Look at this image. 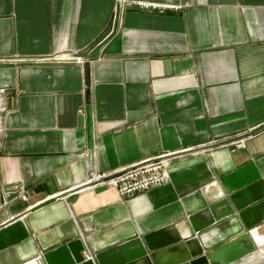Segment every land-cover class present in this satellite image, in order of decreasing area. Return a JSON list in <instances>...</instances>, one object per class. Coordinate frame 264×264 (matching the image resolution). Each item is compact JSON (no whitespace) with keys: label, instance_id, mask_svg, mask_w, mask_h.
Listing matches in <instances>:
<instances>
[{"label":"crops","instance_id":"crops-1","mask_svg":"<svg viewBox=\"0 0 264 264\" xmlns=\"http://www.w3.org/2000/svg\"><path fill=\"white\" fill-rule=\"evenodd\" d=\"M116 1L0 0V264L146 234L173 242L152 263L176 264L190 214L264 198V0ZM161 155L169 181L130 198L86 184ZM242 230L231 216L200 238Z\"/></svg>","mask_w":264,"mask_h":264},{"label":"water","instance_id":"water-1","mask_svg":"<svg viewBox=\"0 0 264 264\" xmlns=\"http://www.w3.org/2000/svg\"><path fill=\"white\" fill-rule=\"evenodd\" d=\"M222 210L216 213V209ZM207 212L208 218L200 215ZM236 217L242 231L226 242L213 248H206L201 241V234L208 228L229 217ZM192 235L182 241H176L184 253L181 262L176 264H233L245 259L254 252L255 243L251 235L257 225L264 222V198L254 202L250 207L235 212L227 199H218L197 213L190 214ZM155 234L134 237L103 252L86 253L80 238L67 241L44 252L39 264H153L154 254L172 243L157 244Z\"/></svg>","mask_w":264,"mask_h":264},{"label":"built area","instance_id":"built-area-1","mask_svg":"<svg viewBox=\"0 0 264 264\" xmlns=\"http://www.w3.org/2000/svg\"><path fill=\"white\" fill-rule=\"evenodd\" d=\"M126 0H117L113 11L118 12L119 7ZM135 5L146 10H155L163 13L165 11H178L182 6L173 4H162L154 2L137 1ZM71 56L57 59H70ZM56 59V58H55ZM244 139L240 138L229 142L234 147H242ZM168 159L166 155L143 160L134 165L121 168L109 174H91L86 184L91 186H106L114 188L120 197L130 198L138 193L145 192L151 188L161 186L169 181ZM21 198L25 199V195Z\"/></svg>","mask_w":264,"mask_h":264},{"label":"rangeland","instance_id":"rangeland-1","mask_svg":"<svg viewBox=\"0 0 264 264\" xmlns=\"http://www.w3.org/2000/svg\"><path fill=\"white\" fill-rule=\"evenodd\" d=\"M255 233L256 235H258L259 240L253 238L255 243V250L250 254H253V256L249 257L248 260H238L233 264H264V222L257 225Z\"/></svg>","mask_w":264,"mask_h":264},{"label":"bare ground","instance_id":"bare-ground-1","mask_svg":"<svg viewBox=\"0 0 264 264\" xmlns=\"http://www.w3.org/2000/svg\"><path fill=\"white\" fill-rule=\"evenodd\" d=\"M255 236V239L257 240V238H256V234L254 235ZM263 254V253H262ZM251 256H253V254L252 255H248L246 258H245V260H248V258L249 257H251ZM259 256V255H258Z\"/></svg>","mask_w":264,"mask_h":264}]
</instances>
